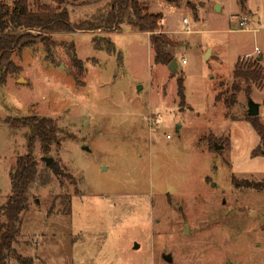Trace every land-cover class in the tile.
<instances>
[{
	"label": "rangeland",
	"instance_id": "rangeland-1",
	"mask_svg": "<svg viewBox=\"0 0 264 264\" xmlns=\"http://www.w3.org/2000/svg\"><path fill=\"white\" fill-rule=\"evenodd\" d=\"M35 1L58 7L29 0L33 8ZM140 3L163 14L162 31L176 43L167 47L175 73L154 63L150 33L127 22L112 33L53 34L49 53L40 37L13 52L18 71L0 87V206L28 151L22 119L48 117L57 131L48 151L34 144L40 177L0 264H264V188L244 185H264V140L247 114L251 99L264 125V84L246 93L242 83L236 101L225 103L237 62L261 53L264 69V0ZM105 6L60 7L76 22ZM95 36L108 37L116 53L96 50Z\"/></svg>",
	"mask_w": 264,
	"mask_h": 264
},
{
	"label": "trees",
	"instance_id": "trees-1",
	"mask_svg": "<svg viewBox=\"0 0 264 264\" xmlns=\"http://www.w3.org/2000/svg\"><path fill=\"white\" fill-rule=\"evenodd\" d=\"M58 3L53 8L47 4L36 2L31 7L29 0H12V6H7L0 0V87L9 75L18 71L12 60L14 51L21 53L26 47L32 46L36 37H40L46 53L51 49L49 40L53 34L95 32L112 33L118 31L122 23L127 22L140 32L150 33L149 41L154 52V63L168 65L175 57L167 50L169 46H176L166 32L162 31V13H150L142 6L140 0H106V11H99L92 18L80 19L72 22L70 12L66 7L61 8L67 0H52ZM244 6L247 0H239ZM37 32V34H34ZM40 33L45 34L41 37ZM104 45H100V41ZM96 50H104L108 54L116 53L114 43L108 37H93ZM262 58L256 57L249 62H237L233 70V92L225 103L229 105L236 101L237 94L242 90L241 84L246 85V93L252 85L262 87L264 84V69ZM183 77L177 79V92L184 99ZM23 124L29 127L27 153L18 157L10 172L11 194L5 204L0 206V263L13 251L20 229V215L26 210L28 191L32 184L40 177L37 161L33 155L35 142H39L41 150L48 151L51 144L56 142L57 128L48 117H25ZM252 127L261 140H264V125L256 116L250 117ZM47 183V180H43ZM245 186L257 189L264 188L263 184L244 182Z\"/></svg>",
	"mask_w": 264,
	"mask_h": 264
},
{
	"label": "water",
	"instance_id": "water-1",
	"mask_svg": "<svg viewBox=\"0 0 264 264\" xmlns=\"http://www.w3.org/2000/svg\"><path fill=\"white\" fill-rule=\"evenodd\" d=\"M210 50L207 51V56L209 55ZM207 56L205 58H207ZM258 59L260 60L261 57H258ZM168 68L172 73H175L177 71V60L174 58L169 64H168ZM248 116L252 117V116H258L259 114V104L252 101L251 99L248 100ZM215 147L217 149L222 148L223 145H217L216 143H214ZM264 152V151H263ZM43 160L45 162V164L49 167H54L55 163H54V159L50 156H45L43 157ZM167 260L169 261L170 259L167 258Z\"/></svg>",
	"mask_w": 264,
	"mask_h": 264
},
{
	"label": "built area",
	"instance_id": "built-area-1",
	"mask_svg": "<svg viewBox=\"0 0 264 264\" xmlns=\"http://www.w3.org/2000/svg\"><path fill=\"white\" fill-rule=\"evenodd\" d=\"M187 22H188V21L185 19V20H184V23H187ZM245 22H246V21L243 20V21H240V22L238 23V25L240 26V29H239V30H245V29H246L245 27H247V26H246V23H245ZM257 52L260 53V50H259L258 48L255 49V52L248 53L247 56L249 57V56H251L252 54L254 55V53H257ZM182 61H183V63L185 62L184 59H183ZM154 116H155V117L152 118V122H153L154 124H159V122L161 121L162 115H161L160 113H156ZM167 137H169V135H167Z\"/></svg>",
	"mask_w": 264,
	"mask_h": 264
},
{
	"label": "crops",
	"instance_id": "crops-1",
	"mask_svg": "<svg viewBox=\"0 0 264 264\" xmlns=\"http://www.w3.org/2000/svg\"><path fill=\"white\" fill-rule=\"evenodd\" d=\"M253 19H254V21H256V22H259V21H260V17H259L258 15H253ZM162 21H163V20H162ZM258 57H261V58H262L261 53L259 54Z\"/></svg>",
	"mask_w": 264,
	"mask_h": 264
}]
</instances>
